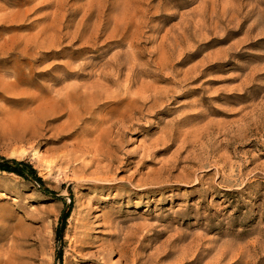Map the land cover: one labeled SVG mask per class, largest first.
I'll list each match as a JSON object with an SVG mask.
<instances>
[{
    "label": "rangeland",
    "instance_id": "rangeland-1",
    "mask_svg": "<svg viewBox=\"0 0 264 264\" xmlns=\"http://www.w3.org/2000/svg\"><path fill=\"white\" fill-rule=\"evenodd\" d=\"M0 157V264H264V0H0Z\"/></svg>",
    "mask_w": 264,
    "mask_h": 264
},
{
    "label": "trees",
    "instance_id": "trees-1",
    "mask_svg": "<svg viewBox=\"0 0 264 264\" xmlns=\"http://www.w3.org/2000/svg\"><path fill=\"white\" fill-rule=\"evenodd\" d=\"M0 170L12 171L21 176H31L37 182H43L41 176L36 173L35 168L24 159L17 160L15 158L0 157ZM67 215L68 212H64L62 219L66 218Z\"/></svg>",
    "mask_w": 264,
    "mask_h": 264
},
{
    "label": "bare ground",
    "instance_id": "bare-ground-1",
    "mask_svg": "<svg viewBox=\"0 0 264 264\" xmlns=\"http://www.w3.org/2000/svg\"><path fill=\"white\" fill-rule=\"evenodd\" d=\"M1 254V253H0ZM2 257V256H1ZM0 260H2L1 258H0Z\"/></svg>",
    "mask_w": 264,
    "mask_h": 264
}]
</instances>
